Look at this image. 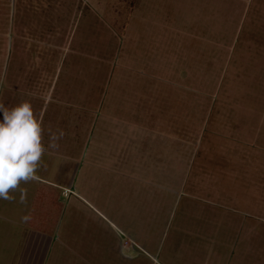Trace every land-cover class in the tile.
Returning <instances> with one entry per match:
<instances>
[{"label": "rangeland", "instance_id": "rangeland-1", "mask_svg": "<svg viewBox=\"0 0 264 264\" xmlns=\"http://www.w3.org/2000/svg\"><path fill=\"white\" fill-rule=\"evenodd\" d=\"M22 101L35 174L70 187L45 264H264V0H0V103ZM97 116L129 157L73 170Z\"/></svg>", "mask_w": 264, "mask_h": 264}, {"label": "crops", "instance_id": "crops-1", "mask_svg": "<svg viewBox=\"0 0 264 264\" xmlns=\"http://www.w3.org/2000/svg\"><path fill=\"white\" fill-rule=\"evenodd\" d=\"M117 119H119V117H117ZM104 121L105 120L102 116H97L93 121L95 125L99 122L97 127L93 125L92 119L87 121L85 126V132L87 131V134L89 133V137H86L87 141H84L82 149L75 155L74 153L72 155H68V159L70 160H66L65 162L66 164L71 163L70 167L72 169L74 166L78 169V166L81 164L82 169L86 167L96 170L99 169L98 171L100 173L102 171L108 172L109 167L112 165L116 166V164H120L122 160L129 157V153L121 156L118 144L113 147L110 146V148L114 150L112 154L109 153L108 155L107 152L108 157L103 156V154H105L104 150L106 147H104V143L100 140L103 137L98 139V136H108V132H113V130L119 132L120 130L123 133L122 135L115 134V139H120L123 138L126 130V122L118 123L113 121V123L108 124L106 121L104 123ZM128 127L131 131L135 128L133 126ZM95 129H97V131L94 132ZM154 131H156V128ZM70 133L72 134V132ZM70 133L68 132V134ZM78 135L79 139H77V142L83 141L84 136L81 134V131ZM126 137L128 136H124V138ZM69 143L70 144L67 145V147H72L73 140ZM98 149L101 159L100 161L103 165H100L101 167H92V160L90 161V159L94 154L93 152ZM43 155H46V152H44ZM55 160V165H59L58 158ZM100 161L99 164L101 163ZM116 175L119 176L115 173V176ZM29 181L34 183V189L28 187L26 182H21L16 191L10 192L13 199L0 200V254L2 253L0 257V264H45L44 258H46V254L50 248L49 246H46V248H40L41 245L39 244L41 243L37 242L38 240L42 241L44 235L48 237L51 235L50 237H52L56 233L55 226L62 211V206L59 208L58 212L57 206H53L52 203H48V201L51 196H56L55 199H57L59 203L61 194L63 195V193H65L66 195L68 190H70V187L66 186L68 183L65 181L60 183L59 180L51 181L47 179L44 175V169L41 170L39 175L35 174V178ZM44 182L47 183V185H45ZM20 188L24 189L23 202L20 201ZM45 189H49L45 193L46 198L39 199V197H42L44 194ZM27 193H30L28 195V200L27 197H25V194L27 195ZM55 209H57V212H55ZM25 217L27 219H24ZM24 226H28L32 232H29V234L27 233V235L23 237L20 230ZM18 242L19 244L17 245ZM22 242L23 244L20 246V243ZM18 247L21 248L20 253L15 251Z\"/></svg>", "mask_w": 264, "mask_h": 264}, {"label": "clouds", "instance_id": "clouds-1", "mask_svg": "<svg viewBox=\"0 0 264 264\" xmlns=\"http://www.w3.org/2000/svg\"><path fill=\"white\" fill-rule=\"evenodd\" d=\"M56 139V134L50 135L48 147H55ZM44 152L41 124L31 104L22 101L9 108L0 103V200L13 199L10 192L16 191L21 182L35 178ZM19 190L23 202L24 189Z\"/></svg>", "mask_w": 264, "mask_h": 264}, {"label": "trees", "instance_id": "trees-1", "mask_svg": "<svg viewBox=\"0 0 264 264\" xmlns=\"http://www.w3.org/2000/svg\"><path fill=\"white\" fill-rule=\"evenodd\" d=\"M45 198H46V196H43V195H42V197H39V199H45ZM54 202H55V205L58 203V202H56V199H54Z\"/></svg>", "mask_w": 264, "mask_h": 264}]
</instances>
